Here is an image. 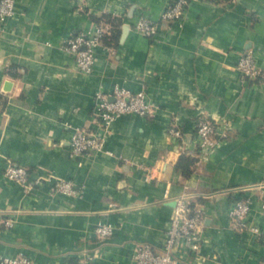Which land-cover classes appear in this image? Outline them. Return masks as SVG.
<instances>
[{"label":"crops","instance_id":"crops-1","mask_svg":"<svg viewBox=\"0 0 264 264\" xmlns=\"http://www.w3.org/2000/svg\"><path fill=\"white\" fill-rule=\"evenodd\" d=\"M171 1L16 0V12L0 19V256L137 264L132 253L162 245L184 195L204 208L206 228L199 249L180 245L181 264H264V239L230 217L243 187L264 182V84L246 82L237 67L248 49L264 65V0H193L184 17L163 20ZM142 14L160 21L155 37L133 28ZM105 15L121 18L115 41L97 45L94 67L82 71L63 43L96 31ZM116 85L144 90L154 113H126L104 129L93 120L97 95ZM200 116L230 129L207 157L197 154ZM172 123L182 137L169 133ZM82 126L104 142L76 157L71 139ZM182 155L195 157L189 173L178 167ZM8 161L43 183L8 178ZM56 179L80 193L52 191ZM252 216L264 229L257 199ZM100 221L114 233L100 237Z\"/></svg>","mask_w":264,"mask_h":264},{"label":"built area","instance_id":"built-area-1","mask_svg":"<svg viewBox=\"0 0 264 264\" xmlns=\"http://www.w3.org/2000/svg\"><path fill=\"white\" fill-rule=\"evenodd\" d=\"M193 0H173L161 13V18L174 21L184 17L190 2ZM16 12V0H0V19L4 21ZM133 28L148 37H155L160 30V21L140 15L133 23ZM110 30L109 25L98 23L96 31L79 30L65 39L63 47L70 52L78 69L88 72L95 64V48L103 43V36ZM238 69L243 74L246 82H260L264 84V65L259 64L252 49L244 51L237 63ZM157 105L148 100L144 90L132 91L126 87L116 85L112 91H100L97 95V103L93 113V120L107 129L110 123L123 114L135 112L140 115H151ZM171 135L183 136V130L176 123L168 128ZM229 125L225 122L200 116L195 121V131L198 138V155L207 157L217 145L229 135ZM103 137L92 127H75L71 139L72 155L79 157L91 153L103 146ZM192 152V151H190ZM5 176L15 180L28 188L43 183L42 179L32 177L29 169L15 161H8L4 170ZM52 191L68 194H78L80 189L71 180L56 179L52 184ZM259 201L260 209L264 213V182L253 183L244 186L241 194L234 200L230 217L232 225L241 231H250L264 239V229L253 219V203ZM5 224H12L10 219L4 220ZM206 228L205 210L199 204H192L189 198L182 195L176 199L170 225L166 231L161 246L150 243L138 245L131 255V259L137 264H181L178 250L181 244H187L193 250L199 249L203 241V233ZM100 237L110 236L114 233L112 223L100 221L96 226ZM0 264H36L28 255H1ZM65 264H78L67 262Z\"/></svg>","mask_w":264,"mask_h":264},{"label":"trees","instance_id":"trees-1","mask_svg":"<svg viewBox=\"0 0 264 264\" xmlns=\"http://www.w3.org/2000/svg\"><path fill=\"white\" fill-rule=\"evenodd\" d=\"M97 21L99 23L103 22L104 24L109 25L110 30L104 34L103 42L106 43L107 45H113L115 41V34L117 32V29L121 25V18L113 15H105L104 17L97 18ZM194 161H195V157L182 155L178 167L182 168V170L185 171L186 173H189L191 171L190 169L191 164Z\"/></svg>","mask_w":264,"mask_h":264}]
</instances>
